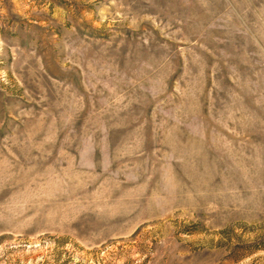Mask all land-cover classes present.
<instances>
[{
    "label": "rangeland",
    "instance_id": "obj_1",
    "mask_svg": "<svg viewBox=\"0 0 264 264\" xmlns=\"http://www.w3.org/2000/svg\"><path fill=\"white\" fill-rule=\"evenodd\" d=\"M0 264H264V0H0Z\"/></svg>",
    "mask_w": 264,
    "mask_h": 264
}]
</instances>
